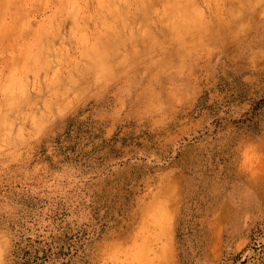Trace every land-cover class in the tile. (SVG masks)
<instances>
[{"label": "rangeland", "instance_id": "rangeland-1", "mask_svg": "<svg viewBox=\"0 0 264 264\" xmlns=\"http://www.w3.org/2000/svg\"><path fill=\"white\" fill-rule=\"evenodd\" d=\"M101 1L0 2V264H264V0Z\"/></svg>", "mask_w": 264, "mask_h": 264}, {"label": "bare ground", "instance_id": "bare-ground-1", "mask_svg": "<svg viewBox=\"0 0 264 264\" xmlns=\"http://www.w3.org/2000/svg\"><path fill=\"white\" fill-rule=\"evenodd\" d=\"M2 0H0V2H1ZM10 1H12V0H9V1H7L6 0V3L7 2H9L10 3ZM77 1V0H76ZM115 1H117V0H107V2H105V0H102L101 1V3H102V6H103V9L104 10H102L103 12H104V17L106 18H108V23H107V25H118V27L121 25H125L126 24V22H128V24H126L124 27H128L127 25H130V27H129V34L128 35H132L133 34V32H131V30L133 31V29L134 28H131L132 26L134 27L135 25H132L131 23H129V20L128 19H126V15L125 14H127V12L126 11H128V9H129V4L128 5H126V0H122L121 2H119V3H122L123 5H126V9H127V6H128V9L125 11V9H124V11H125V13L123 14V13H121L120 11H121V9L123 8V5L122 6H120L121 7V9L118 7V5H117V3L116 4H114L115 3ZM120 1V0H119ZM131 1V0H130ZM135 1H137V0H135ZM161 1H163V0H161ZM165 1H167V3L168 4H166V3H162L163 5H167V6H165V7H161V10L159 11L160 12V20L159 19H157L158 18V16H157V18L155 17L157 14H155V18L157 19V20H159L160 21V25H162V27L164 26V25H168V24H173V25H180L179 23H178V20H177V22L176 21H174V17H182V18H184V23H185V25H195L194 24V12H193V8H194V2L193 1H191V0H165ZM164 1V2H165ZM259 1V0H258ZM4 2H5V0H4ZM4 2H2V4L4 3ZM133 2V1H132ZM149 2H150V0H149ZM157 2V4H158V7H160L159 6V4H161V2H160V0L159 1H155V3ZM73 3V2H72ZM71 3V4H72ZM75 3V2H74ZM249 3V2H248ZM1 4V3H0ZM5 4V3H4ZM156 4V5H157ZM74 5V6H73ZM75 5H78V4H72V6L73 7H75ZM121 5V4H120ZM116 6V7H118V9H119V11L117 12L116 10H114V7ZM138 8L140 9L139 10V16L140 17H138V20H137V15H136V17H135V19L137 20V22L139 21V20H141V21H139V22H141L140 23V25H143L142 27L140 26V25H138V26H140L141 27V29L143 30H137V31H140L141 33H142V35H144V36H142V37H150L151 35H152V26H153V29L155 28L154 26L155 25H153V24H150L149 22H148V19L145 17V15H146V13H147V10L144 8V6H147V4L145 3L144 4V1L143 0H138ZM150 6V7H149ZM148 6V12H149V10H150V8H151V6H152V3H151V5H149ZM153 10L155 11V9L157 8V6L155 7V4H153ZM228 6V5H227ZM125 7V6H124ZM77 10V8L75 7L74 8V10ZM115 9H117V8H115ZM117 9V10H118ZM75 10V11H76ZM157 11H158V9H156ZM101 11V12H102ZM153 11V13L152 12H150V13H152V14H154L155 12ZM73 13H74V11H73ZM138 13V12H137ZM136 13V14H137ZM149 13V15H151ZM157 13V12H156ZM240 13V12H239ZM75 14V13H74ZM159 14V13H158ZM76 15V14H75ZM106 15V16H105ZM122 15H124V17L122 16ZM101 16V15H100ZM121 16L126 20H124V19H121ZM152 16V17H153ZM102 17V16H101ZM197 17V16H196ZM140 18V19H139ZM153 19V18H152ZM178 19V18H177ZM182 20V19H181ZM132 21H133V19H132ZM151 21V20H150ZM113 22H115L116 24H113ZM134 22V21H133ZM151 22H153L154 23V20L153 21H151ZM182 22V23H183ZM200 22V21H199ZM155 23H157V22H155ZM183 23V24H184ZM136 24V23H135ZM104 25V24H103ZM106 25V26H107ZM114 26V27H115ZM111 27V26H110ZM123 27V29L125 30L126 28H124ZM140 27H139V29H140ZM159 27V26H158ZM189 28V27H188ZM191 28V27H190ZM119 29H122V27H119ZM155 29H157V27L155 28ZM154 31V30H153ZM182 31V30H181ZM127 32V31H126ZM132 33V34H131ZM124 35V34H123ZM125 36H126V34H125ZM120 37V36H119ZM127 37V36H126ZM125 37V38H126ZM131 37V36H130ZM132 38H133V35H132ZM116 54V53H115ZM117 55V54H116ZM10 97V96H9Z\"/></svg>", "mask_w": 264, "mask_h": 264}]
</instances>
